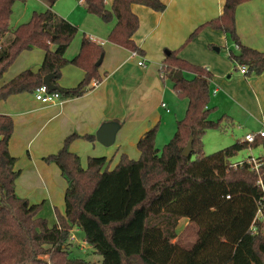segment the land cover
<instances>
[{"label": "trees", "instance_id": "trees-1", "mask_svg": "<svg viewBox=\"0 0 264 264\" xmlns=\"http://www.w3.org/2000/svg\"><path fill=\"white\" fill-rule=\"evenodd\" d=\"M17 1L25 0H0V81L23 52L40 49L45 56L39 70H26L0 86V102L13 95H33L49 74L63 101L82 97L93 81L102 80L96 67L105 53L101 44L84 37L78 55L71 61L66 58L78 28L53 11L58 0H44L48 7L44 12L13 28L10 20ZM83 1L89 14L106 24L116 21L109 43L139 55L144 52L134 41L139 19L132 6L159 13L166 8L161 0H114L111 8L106 0ZM251 1L224 0L221 16L196 29L186 44L203 28L221 31L239 45L229 56L234 65L248 66V75H261L264 53L244 46L236 28L237 8ZM179 50L169 51L160 68L162 79L188 101L173 138L160 149L159 127L152 128L137 144L139 159L122 155L110 170L106 158H90L83 168L80 157L69 151L71 140L78 136L69 137L57 154L44 159L59 168L67 183L65 211L56 210L53 226L40 216L45 202L32 204L16 193L21 173L9 151L14 122L0 115V264H97L75 252H80L71 241L75 228L93 254L101 257L98 264H264V222H255L257 233L251 232L261 199L258 177L246 162L241 167L232 163L260 141L236 142L213 154L204 153L207 132H226L233 124L226 115L211 119L212 74L180 58ZM68 65L82 69L85 77L77 87L63 89L59 80ZM83 138L95 141L94 135ZM191 138V155L185 157ZM182 219L196 227L197 238L191 245L178 240Z\"/></svg>", "mask_w": 264, "mask_h": 264}, {"label": "crops", "instance_id": "crops-1", "mask_svg": "<svg viewBox=\"0 0 264 264\" xmlns=\"http://www.w3.org/2000/svg\"><path fill=\"white\" fill-rule=\"evenodd\" d=\"M25 1L32 3L31 16L48 8L44 0ZM113 1L106 0L107 8H111ZM161 1L166 6L162 13L140 5L132 6L139 19L134 41L144 52L139 56L108 42L115 20L104 23L89 14L81 0H58L55 3L53 11L78 28L66 58L71 61L78 55L84 37L101 44L105 51L99 70L102 80L93 81L82 97L66 99L62 103L43 104L27 93L0 102V115L9 116L14 122L9 151L17 159L16 170L21 173L16 181L19 197L32 204L48 199L52 207L59 203V207L62 204L65 208L56 184L61 172L55 164H48L44 159L57 154L71 136L78 138L71 140L70 152L77 154L81 161L110 159L111 169L117 166L122 155L139 159V140L156 126L159 127L157 147L158 144H167L181 120L178 117L186 114L188 108L184 101L177 99L179 96L172 84L162 79L160 68L169 51L180 49V58L210 71L209 108L214 109L217 120L225 115L231 118L239 135L243 136L240 139L236 134L234 141L242 142L247 134L264 129V73L243 76L226 52V49L235 50L236 44L221 31L203 28L186 44L196 29L221 16L224 0ZM236 28L244 46L264 53V0L240 5L236 12ZM44 56L42 50L23 52L21 63L15 67L12 65V72L9 69L4 74L0 86L26 70H39ZM139 61H144L145 67L139 66ZM186 76L193 78L191 74ZM84 77L82 69L68 65L62 70L59 86L75 88ZM94 82L99 84L93 87ZM162 104L167 107L163 108ZM177 110L179 114L173 117V111ZM109 122L118 123L119 130L111 149H106L98 143L96 133ZM87 135H94L95 141L84 139ZM259 141L263 143L264 139Z\"/></svg>", "mask_w": 264, "mask_h": 264}, {"label": "rangeland", "instance_id": "rangeland-1", "mask_svg": "<svg viewBox=\"0 0 264 264\" xmlns=\"http://www.w3.org/2000/svg\"><path fill=\"white\" fill-rule=\"evenodd\" d=\"M32 12H33V10H32V3L31 2H29V1H17L13 7V14L11 16L12 20H10L11 27L14 28V26H17V25L19 26L21 24L27 23L32 17L31 16ZM73 43H74V41H73ZM73 43L71 44V46H73ZM71 46H70V48H71ZM34 50L40 51V49H34ZM233 51H236V50H233ZM21 57L17 58L13 62L12 65L14 67L18 66L21 63L20 62L22 59ZM11 67L9 69L12 72L14 67L12 69H11ZM33 96H34V94H33ZM177 99L180 101H184V103H186V108H187L188 102L186 99H182L180 97H177ZM186 108H185V111H186ZM177 114H179L178 110L176 112L173 111V113H172L173 117ZM214 114H216V113L213 112L211 114V118L214 120H217L216 118H218V117L215 118ZM184 116H185V112L182 113L180 115V117H178L179 120L182 119ZM208 132L209 133H208L207 139H205V137H204V139H205V141H204V153L206 155L213 154L215 152H218L224 148H227V147L235 144L238 141H234L233 137L236 134L237 135L240 134V132H238V130H237V126L234 127L232 125L227 126L226 132H221V131H208ZM242 137L243 136L241 135L239 138L241 139ZM163 146H164V144L163 145L158 144V148H160V149L163 148ZM111 147H106V149H111ZM251 156L256 158V159H259V158L264 159V142L263 143L259 142V144L256 147H252V148L243 150L242 152L239 153L238 156H236L235 158L232 159V163L242 162ZM108 162H109V166H110L111 165L110 159L107 160V163ZM81 165L83 168H87L88 161H81ZM110 170H112V169L110 168ZM35 184H38V183L35 182ZM56 184L58 186V190L60 191L59 197L61 198L62 202L64 203V196H65V192H66V188H67V183L64 180V178L62 177V175H60V178H58V181ZM63 187H65L64 190H63ZM55 201H56V199H55ZM58 204L59 203H56L55 207H52L49 200L46 199L44 208L41 211L40 216L43 218H46L48 220L50 226H53L57 222L56 210L58 212H60L61 214H64V211H65L64 205L60 204L61 207H59ZM177 233H178V240L183 245H191L194 243V241L197 238L196 227L191 222H189L187 219H182L180 221L178 229H177ZM72 235H74V237L76 239L75 241H72V242L75 245L79 246V248H80L79 249L80 252L75 251L76 253L80 254L81 256L86 258L87 260H90V261L97 263V264L102 260L100 256H96L93 254V251L89 245L83 244L84 243L83 242V233L79 229L75 228L72 232Z\"/></svg>", "mask_w": 264, "mask_h": 264}, {"label": "built area", "instance_id": "built-area-1", "mask_svg": "<svg viewBox=\"0 0 264 264\" xmlns=\"http://www.w3.org/2000/svg\"><path fill=\"white\" fill-rule=\"evenodd\" d=\"M81 2H83V0H81ZM235 50H239V45H235ZM231 49H226L227 55L230 56L231 53ZM134 56H139V54L137 53H133ZM139 66L141 67H145V62L144 61H139L138 63ZM237 68L239 70V72L243 75V76H247L248 75V71H249V67L246 65H242V64H237ZM99 84V82H94L92 84L93 87H96ZM216 91L214 90V93ZM34 97L38 102H41L43 104H56V103H62L63 100L60 96V94L58 92H51L45 85H42L41 87H39L35 93H34ZM163 108H166V104H162ZM257 139H264V129L258 133H249L244 137V141L249 143V144H253L257 141ZM244 162H246L249 167H250V171L255 172L257 177H258V181H257V185L260 188L261 191V199L258 203V212H257V216L256 219L253 223V225L251 226V232L253 234L257 233V226L255 224V222H264V161L258 160L254 157H250V159H248V161H242V162H238V163H233L234 167L237 166H243ZM75 237L74 235L71 236V241H75Z\"/></svg>", "mask_w": 264, "mask_h": 264}, {"label": "water", "instance_id": "water-1", "mask_svg": "<svg viewBox=\"0 0 264 264\" xmlns=\"http://www.w3.org/2000/svg\"><path fill=\"white\" fill-rule=\"evenodd\" d=\"M104 55H101L100 59L96 63V67H100L103 61ZM53 75L49 74L44 77L43 85H45L51 92L59 91L58 87L52 84ZM119 130V124L115 122L104 123L96 133L97 141L105 147H110L115 143L116 135ZM193 139L191 138L187 147L183 152V156L190 157L192 151Z\"/></svg>", "mask_w": 264, "mask_h": 264}]
</instances>
